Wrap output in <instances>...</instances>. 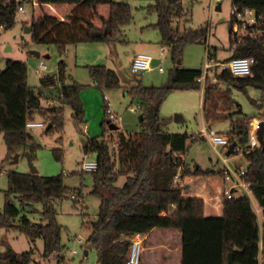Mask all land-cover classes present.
Segmentation results:
<instances>
[{"label":"trees","instance_id":"16d2710c","mask_svg":"<svg viewBox=\"0 0 264 264\" xmlns=\"http://www.w3.org/2000/svg\"><path fill=\"white\" fill-rule=\"evenodd\" d=\"M33 1L41 6L71 5L66 19L48 12L35 14L32 19L30 31L33 40L56 43L61 48L68 43L83 41H118L123 25L131 19L130 5L124 0ZM19 4H24L23 0H0L2 30L15 25ZM101 5L109 7L107 16L99 15ZM233 7L254 9L262 17L256 35L244 33L234 36L231 29L233 50L225 61L234 57H253L255 62L250 75L235 76L227 69H217L214 72L217 83L208 81L209 73L202 83L198 80L203 74L202 69L182 66L180 56L185 45L202 40L207 35L205 28L194 30L179 25L178 21L187 13L183 0H155L150 5L158 14L155 25L161 32V43L169 48L176 62L166 84L122 85L115 69L105 65L89 67L91 78L99 87H124L128 94L140 97V108L143 110L140 132L126 134L118 127L115 134L90 138L84 147L86 153H96L98 162V168L91 171V193L99 197L100 205L97 219L90 221L91 232L86 243L97 250L99 264H128L133 235L146 234L154 228L181 229V264H264V152L262 147H253L250 143L251 119H264V0H232ZM94 15H99L100 25L94 22ZM231 22L233 24L232 16ZM212 55L216 54L209 49L208 57ZM28 70L26 61L16 59H7L5 67L0 69V132L9 152L24 148L33 158L40 145L28 129L27 122L35 120L39 114L50 124L45 129L46 133L61 132L65 124L66 105L74 110L75 118L82 121L84 109L80 94L83 85L62 83L64 61L59 66L61 83L56 77L45 75L40 79V86H32L28 82ZM220 82L244 92L250 86L262 92L260 99H252V104L259 110V117H249L241 104L234 105L232 101L228 107L218 105L215 108L219 116H226L231 121V129L224 134L229 140L226 151L231 143L237 141L232 154L243 151L248 159L246 166L236 168L245 169L243 179L250 184L252 194L263 208L262 219L252 209L248 195L224 197L222 216L174 212L175 206L183 202L182 181L186 176L225 175L226 169L214 166L203 168L190 162L189 140L204 139L206 136L202 132L189 134L166 130L160 107L175 90L199 89L203 85L207 94ZM53 98L58 102L43 103V100ZM55 154L60 159L61 149L55 150ZM84 172L82 170L81 174ZM121 177H124L122 183ZM8 182L4 208L0 212V228L20 230L30 239L33 247L23 252L13 248L0 252V264H36L33 255L38 238L44 240L45 257L54 255L62 259V225L57 220L56 204L68 198L80 200L83 198L82 188L67 185L62 174L47 176L12 171L8 174ZM38 203L42 204V218L41 222H34L24 212L35 209L34 205Z\"/></svg>","mask_w":264,"mask_h":264},{"label":"rangeland","instance_id":"374dc122","mask_svg":"<svg viewBox=\"0 0 264 264\" xmlns=\"http://www.w3.org/2000/svg\"><path fill=\"white\" fill-rule=\"evenodd\" d=\"M124 1L130 5L131 19L123 25L122 35L115 42L83 41L68 43L61 48L56 43L34 41L30 28L35 14L48 12L56 16H65L67 12H59L46 6L38 8L33 0H23L24 10L18 11L15 25L0 31V69L5 67L7 59L26 61L29 67L28 82L38 87L41 77L45 75L54 76L61 83L59 66L64 61L65 75L62 83L69 85L77 82L83 85L80 94L84 109L82 121H78L74 116V110L66 105L65 124L61 132L46 133L48 122L39 114L35 116V121H44L46 126L31 130L40 145L33 157L38 173L47 176L62 174L67 185L83 190V198L80 200L68 198L56 204L57 220L62 225L61 242L64 246L61 252L62 259L54 255L45 257L44 240L38 238L33 255L36 264H99L97 250L91 248L86 239L91 232L90 221L97 219L100 199L91 193L92 173L86 171L81 174L82 163L87 160L96 161V153L91 151L86 153L84 147L90 138H103L104 135L115 134L111 122H107L110 120L108 109L117 117L113 123L118 124L120 130L126 134H135L143 128L140 119L143 110L138 107L142 102L140 97L128 94L124 87L102 89L91 78L89 67L105 65L115 69L120 75L122 85L142 83L146 86H161L168 82L171 69L176 64L169 48L161 43V32L155 25L158 14L150 8L155 0ZM183 5L187 13L178 21L179 25L192 27L194 30L205 28L207 35L202 40L185 45L180 56L182 66L204 71L206 62L215 63L229 58L233 50L230 40L232 0H221L220 9L217 7V0H183ZM70 7L63 5L61 11ZM99 11L107 16L109 7L101 5ZM93 18L97 24H101L99 15H94ZM209 49L216 55L208 57ZM138 53H148L154 59L151 69L134 74L130 64L134 55ZM44 54H49V57H43ZM41 62L47 65L46 69L40 67ZM161 66L164 71L159 70ZM216 70L214 66L209 70L208 81L217 83L214 79ZM261 96L262 92L257 87L250 86L244 92L225 82L212 87L207 94L203 85L199 89L175 90L162 103L160 115L164 121V128L170 132L196 134L204 128L212 127L217 132L226 134L231 129L230 118L219 116L215 108L218 105L228 107L232 101L234 105L241 104L249 117H259V110L252 104V99H260ZM108 101L110 106L106 110ZM43 103L48 105L49 101L43 100ZM253 119L251 123H257L263 118ZM57 149L62 151L60 159L55 154ZM26 153L24 148L9 152L3 133L0 132V212L4 208L5 190L9 186L8 174L12 171L31 170ZM188 160L203 168L225 167V164H228L235 169V166L244 167L248 164L243 151L227 156L225 147L222 145L215 147L208 137L189 140ZM123 181L124 177H121L120 183ZM228 183L231 185L232 181L228 180ZM234 194L237 197L248 195L243 188H237ZM248 196L251 198L252 209L255 212L257 208L261 209L259 217L262 219L261 206L252 193ZM34 208L24 213L32 221L41 222L42 204H35ZM80 238L83 239L82 243L79 242ZM31 247L32 242L20 230L0 228V252L8 248L23 252L30 250ZM86 250L88 254L85 253ZM144 253L143 250L142 258Z\"/></svg>","mask_w":264,"mask_h":264},{"label":"built area","instance_id":"2783aa9c","mask_svg":"<svg viewBox=\"0 0 264 264\" xmlns=\"http://www.w3.org/2000/svg\"><path fill=\"white\" fill-rule=\"evenodd\" d=\"M20 2L21 0H16ZM218 3L221 0H217ZM24 10L23 4L18 5V11ZM17 11V12H18ZM232 17H233V24H232V33L234 36H240L244 33H249L251 35H256L259 25L261 24L262 17L259 16L254 9L246 8V9H239L238 7L232 8ZM2 30V27H0ZM162 51L164 52V47H162ZM154 57L148 53H138L134 55L131 60L130 69L132 73L139 74L143 73L152 67ZM255 62L253 57H234L227 61H218L215 63L206 62L205 63V70L201 77L198 78L199 81L202 83L205 82L207 74L209 70L214 66L217 69H227L235 76H247L252 73V66ZM40 67L43 69L47 68V65L44 62H41ZM160 71H164V68L161 66L159 67ZM39 71V68H37ZM58 100L53 98L49 101V103H57ZM110 106V102L108 101V107ZM140 108V105L138 106ZM110 120L115 121L116 115L113 111L108 109ZM258 122L251 123L250 128V143L253 147H262L258 138L257 129H258ZM46 123L43 121H35L29 120L27 122L28 129L32 130L37 127H45ZM206 137H208L212 144L216 147L218 145H222L225 147L228 145L229 140L228 138L220 133L217 132L212 127L204 128L201 131ZM225 161V159H224ZM98 168V162L96 161H84L82 163V170L83 171H95ZM225 181H232V184L229 185L227 188L224 189L223 195L226 198H232L234 196V191L237 188H243L247 191L248 195L252 193L250 189V184L244 181L243 176L245 174V169L238 170L237 168L232 169L228 164H225ZM179 177L177 175L176 179ZM262 208V207H261ZM263 210V208H262ZM257 213L261 211L260 208L256 209ZM79 242H83V239H79ZM144 249L143 246V234L136 233L132 237V244L128 255V264H140L142 259V251ZM74 252H77L74 250Z\"/></svg>","mask_w":264,"mask_h":264},{"label":"crops","instance_id":"0c3cea01","mask_svg":"<svg viewBox=\"0 0 264 264\" xmlns=\"http://www.w3.org/2000/svg\"><path fill=\"white\" fill-rule=\"evenodd\" d=\"M36 6L38 8L41 7V5L38 6L37 4ZM43 6L54 8L59 12H67L65 16H59L63 19L67 18L72 9L70 7L61 11L63 5ZM99 15H102L100 11ZM94 22L96 23L95 20ZM182 186L184 187L182 192L183 202L175 206L174 212H178L181 215L195 214L206 217L224 215L223 191L229 186V183L225 181L223 176L188 175L182 181ZM143 246L145 253L141 259V264L182 263V231L179 228H154L150 232L143 234Z\"/></svg>","mask_w":264,"mask_h":264},{"label":"water","instance_id":"95a60500","mask_svg":"<svg viewBox=\"0 0 264 264\" xmlns=\"http://www.w3.org/2000/svg\"><path fill=\"white\" fill-rule=\"evenodd\" d=\"M220 8H221V3H220V5H218V9H220ZM35 53L38 56H41V54L39 52L35 51ZM43 57H49V54H44ZM140 119L141 120L143 119V115H140ZM49 127H50V124L47 125L46 129H48ZM118 127H119V125H117L116 123H111V128L112 129L116 130V129H118ZM257 134H258V138H259L260 144L262 146V150L264 152V119H262V120H260L258 122ZM237 144H238L237 141H234L233 143L230 144L229 149L226 151V155L227 156H229V155H231L232 153L235 152ZM26 156L28 158V162H29L30 169H31L30 173L37 174L38 173V169L34 166L33 158L31 156V154L29 152H27ZM85 253L88 254V251L86 250Z\"/></svg>","mask_w":264,"mask_h":264}]
</instances>
